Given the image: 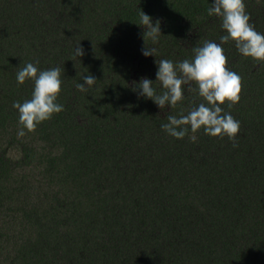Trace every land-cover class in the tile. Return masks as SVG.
I'll list each match as a JSON object with an SVG mask.
<instances>
[{
	"label": "trees",
	"instance_id": "1",
	"mask_svg": "<svg viewBox=\"0 0 264 264\" xmlns=\"http://www.w3.org/2000/svg\"><path fill=\"white\" fill-rule=\"evenodd\" d=\"M212 3L0 0V264H264V61L222 45L242 78L239 102L221 105L240 122L235 146L203 127L183 139L161 128L203 102L194 82L164 109L133 90L149 78L162 94L157 59L220 43ZM245 4L264 34V0ZM142 11L161 22L147 39L156 55L142 52ZM27 63L61 69L63 110L18 138ZM84 75L96 81L78 91Z\"/></svg>",
	"mask_w": 264,
	"mask_h": 264
},
{
	"label": "clouds",
	"instance_id": "2",
	"mask_svg": "<svg viewBox=\"0 0 264 264\" xmlns=\"http://www.w3.org/2000/svg\"><path fill=\"white\" fill-rule=\"evenodd\" d=\"M207 11L209 16L217 15L222 20L221 26L226 34L220 37V43L205 41L202 46L193 48L192 60L185 59L175 65L171 60L157 59L156 81L164 90L162 94L156 93L153 81L149 78H141L133 90L138 91L139 96L152 99L164 109L166 106L175 107L183 99L182 85L190 87L194 82L197 85V94L203 98V102L198 107L191 108L186 115H169L168 122L162 124L161 128L170 136L183 139L188 135L189 127L192 133L203 127L205 134L213 137L227 136L235 146L240 122L235 120L230 112L224 111L221 105L228 102V107L231 108L239 102L242 78L228 69V59L222 45L234 41L240 54L264 61V34L256 31L254 24L250 23L245 0H213ZM139 16V22L136 24L145 29V47L142 52L145 56L156 55V48L149 46L147 39L151 38L153 44L158 42L161 22L156 20L153 23L152 17L144 11ZM83 55L84 49L78 44L74 56ZM60 76L59 67L40 71L33 63H27L16 73L19 84H23L26 79L34 80L31 98L23 103H13V107L19 112V124L22 126L17 131L18 138L25 135V129L29 132L35 131L39 123L63 110V105L56 103L62 84ZM82 80L84 83L76 85L78 91H86L85 84L92 86L96 81L92 75H84ZM189 138L196 140L195 135Z\"/></svg>",
	"mask_w": 264,
	"mask_h": 264
}]
</instances>
